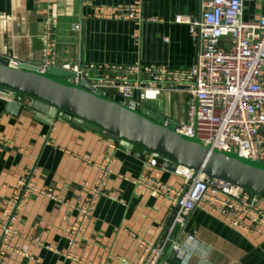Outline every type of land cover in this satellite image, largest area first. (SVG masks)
Returning a JSON list of instances; mask_svg holds the SVG:
<instances>
[{
	"label": "crops",
	"instance_id": "crops-1",
	"mask_svg": "<svg viewBox=\"0 0 264 264\" xmlns=\"http://www.w3.org/2000/svg\"><path fill=\"white\" fill-rule=\"evenodd\" d=\"M139 0H0V57L40 66L44 61L47 22H51L54 57L51 68L80 67L87 82L133 79L136 64L172 71L190 69L198 42L188 24L201 17V0H141V27L119 19H104L94 8L128 6ZM264 16V3L245 2L244 20L256 23ZM156 20V22H151ZM81 26L80 32L74 27ZM140 34V43L135 35ZM112 100L124 102L111 93ZM164 122L187 123L188 98L166 90L143 104ZM108 150L107 139L85 128L39 122L24 108L18 116L7 113L0 99V249L3 225L17 208L16 235L0 256V264H144L140 241L160 244L171 216L170 205L139 190L141 176L157 180L175 191L184 179L162 167L146 166L150 157L139 149L119 151L105 197L97 200L76 248L80 262L67 260L65 231L77 212L72 208L92 198L93 186ZM264 209V203L260 201ZM187 236L197 251L182 260L166 247L159 264H264V240L229 227L221 217L196 211L174 241ZM202 252V253H201Z\"/></svg>",
	"mask_w": 264,
	"mask_h": 264
},
{
	"label": "built area",
	"instance_id": "built-area-1",
	"mask_svg": "<svg viewBox=\"0 0 264 264\" xmlns=\"http://www.w3.org/2000/svg\"><path fill=\"white\" fill-rule=\"evenodd\" d=\"M247 0H201V17L191 21L179 16L177 24H188L190 33L198 42V53L190 69L172 71L156 66L129 68L133 79L115 81H86L82 68L66 66L63 72L74 85L89 84L94 93H115L133 111H142L147 101L157 100L164 91L182 92L188 98L187 123L164 122L174 126L176 132L197 139L213 149L237 154L264 165V16L256 23L244 20ZM257 4L264 0H253ZM89 5L88 0H83ZM104 19H119L141 27L148 20L143 16L142 2L128 6L94 8ZM156 22V20H151ZM51 22H47L44 61L34 66L40 73L51 68L54 46L51 40ZM75 32L81 26L74 27ZM140 43V34L135 35ZM11 68L29 65L7 56L0 57ZM32 66V65H30ZM132 103V106L129 104ZM108 150L93 186L92 198L72 207L77 217L65 231L67 260L80 262L76 248L84 238L96 202L105 197V188L113 174L116 155L123 150L119 143L108 140ZM146 166L162 167L158 156L148 154ZM175 174L184 179V187L175 191L167 185L143 175L134 182L139 190L155 196L171 207L165 238L160 244L140 241L145 248L144 264H159L166 247L180 260L197 251V241L187 236L184 242L174 241L177 230L186 227L198 210L217 215L231 228L254 234L264 240V209L260 197L227 182L212 179L201 172L179 167ZM17 208L3 225L0 256L8 248V240L16 235ZM202 253V252H201Z\"/></svg>",
	"mask_w": 264,
	"mask_h": 264
},
{
	"label": "water",
	"instance_id": "water-1",
	"mask_svg": "<svg viewBox=\"0 0 264 264\" xmlns=\"http://www.w3.org/2000/svg\"><path fill=\"white\" fill-rule=\"evenodd\" d=\"M70 77L53 68L46 73L30 65L11 68L0 58V99L13 116L26 108L37 121L49 126L61 122L85 128L127 151L139 149L146 155H157L169 172L179 167L201 172L246 190L264 203L262 163L183 136L174 126L166 127L157 114L133 111L123 102L109 99L106 93H94L89 84L74 85Z\"/></svg>",
	"mask_w": 264,
	"mask_h": 264
},
{
	"label": "trees",
	"instance_id": "trees-1",
	"mask_svg": "<svg viewBox=\"0 0 264 264\" xmlns=\"http://www.w3.org/2000/svg\"><path fill=\"white\" fill-rule=\"evenodd\" d=\"M117 102H119V101H117Z\"/></svg>",
	"mask_w": 264,
	"mask_h": 264
}]
</instances>
